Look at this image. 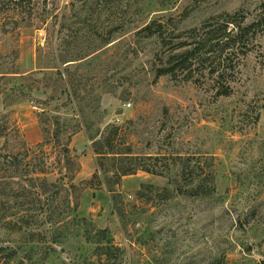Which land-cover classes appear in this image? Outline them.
Here are the masks:
<instances>
[{
    "label": "rangeland",
    "instance_id": "obj_1",
    "mask_svg": "<svg viewBox=\"0 0 264 264\" xmlns=\"http://www.w3.org/2000/svg\"><path fill=\"white\" fill-rule=\"evenodd\" d=\"M263 8L0 0V73L18 72L0 95V264H264V28L222 79L157 74L187 30ZM151 20L164 40L141 31ZM64 147L71 182L101 184L45 189ZM111 148L137 166L117 186Z\"/></svg>",
    "mask_w": 264,
    "mask_h": 264
},
{
    "label": "trees",
    "instance_id": "obj_2",
    "mask_svg": "<svg viewBox=\"0 0 264 264\" xmlns=\"http://www.w3.org/2000/svg\"><path fill=\"white\" fill-rule=\"evenodd\" d=\"M17 4L18 0H13ZM237 13L233 14H224L221 17L212 19L211 21L203 23L199 28H191L187 30L186 36L175 42L165 58L164 64H161L157 69L158 75L170 74L175 76L176 74H183L186 80L192 79V74L194 72L207 70L209 75H214L216 79L223 78L225 72L229 68V65L234 58L237 47L240 44H244L249 37L255 36V33L259 29L264 28V8L262 11L250 22H245L243 16H236ZM142 32H145L146 36H151L156 34L161 40L166 38L165 30L162 24L156 23V20H151L141 29ZM166 43V42H164ZM18 73L16 71H9L5 73H0V95H8L7 82H9L11 77ZM22 78L23 76H17ZM4 85V86H3ZM32 86H29L31 89ZM13 92V91H12ZM11 92L10 95H13ZM220 93V92H219ZM220 94H226L225 90ZM9 95V96H10ZM1 127V126H0ZM6 127L2 126L0 129V136L7 135L5 131ZM59 130L57 129L53 136L58 137ZM60 156L63 161V168L65 173L62 174L59 180L55 182H47L46 179H42L41 185L48 189L49 187H60L71 193H75L78 187H93L90 183L92 178H95L101 184L98 172L92 174V178L84 180L81 182L82 186H78L75 183H72V174H69L70 163L72 162V157L70 156L67 147H64L60 150ZM105 153H111V159H116L117 164L111 168V178L112 180L108 182V179L105 180L106 183H113L114 186H117L120 183V179L123 175L132 174L136 171L137 166L131 164V162H125V160H132L134 158H129L130 156H123L122 152H115L113 148L109 149ZM125 153H130L129 151ZM118 155V156H117ZM107 157V156H106ZM121 157V158H118ZM127 157V158H123ZM74 163V160L73 162ZM100 166V165H99ZM146 171H150L149 168L145 167ZM109 177V176H105ZM69 181L67 187L64 186V179ZM62 180V181H61ZM84 184V185H83ZM111 191L114 192V189L110 187ZM77 195H75V198ZM77 203V202H75ZM76 205V204H75Z\"/></svg>",
    "mask_w": 264,
    "mask_h": 264
}]
</instances>
